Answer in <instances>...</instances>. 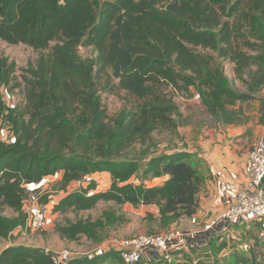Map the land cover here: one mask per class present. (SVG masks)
<instances>
[{
    "label": "trees",
    "instance_id": "obj_1",
    "mask_svg": "<svg viewBox=\"0 0 264 264\" xmlns=\"http://www.w3.org/2000/svg\"><path fill=\"white\" fill-rule=\"evenodd\" d=\"M250 37L259 56V68L240 79L248 92L232 88L223 60H243L241 39ZM0 40L23 44L39 52L37 66L27 82L32 85L24 105L8 106L1 85L10 84L16 64L0 58V119L7 117L13 140L0 141V239H8L27 221V186L62 172L64 191L54 213L94 209L99 202L155 206L149 220L169 228L199 209L201 179L193 156L185 151L153 156V133H179L188 124L172 100L149 104L153 112L142 121L122 110L108 120L101 104L95 73L111 69L119 86L139 99L167 82L194 87L207 111L223 124H243L236 107L254 99L264 87V0H0ZM92 48L95 57L79 50ZM216 49L218 56L201 50ZM33 89V90H32ZM35 90L39 93L34 94ZM264 105V100L261 101ZM182 121V123H180ZM140 145L142 158L133 155ZM109 172L110 187L71 189L87 174ZM169 176L161 185H148ZM136 181V182H135ZM99 186V185H98ZM50 194L40 198L47 205ZM129 222L114 209L55 223L66 241L86 237L101 243L111 228ZM72 258L68 264H98L118 253ZM232 264H264L262 255L234 254ZM264 258V255L262 256ZM121 260V259H120ZM0 264H53L43 248L11 245L0 253ZM156 264V263H149ZM229 264V263H226Z\"/></svg>",
    "mask_w": 264,
    "mask_h": 264
},
{
    "label": "rangeland",
    "instance_id": "obj_2",
    "mask_svg": "<svg viewBox=\"0 0 264 264\" xmlns=\"http://www.w3.org/2000/svg\"><path fill=\"white\" fill-rule=\"evenodd\" d=\"M242 42V56L243 60L238 63L236 61L226 59L223 60L224 72L227 76L232 88L239 92H248V86L240 79V73L246 77L249 70H256L259 68L257 61L252 59V56H259L254 46V42L250 37L241 39ZM201 52L218 56L216 49L201 50ZM82 57H95L96 53L92 48L84 46L79 50ZM39 52L23 44H9L0 40V58H7L9 63L16 64V71L10 78V84H2L1 90L3 98L10 108L16 105H24L27 100V94L31 92L32 85L27 82V78L31 76V69L37 66ZM264 71V63H263ZM95 83L98 94L101 97V104L106 108L108 120H113L120 111L126 110L132 113L134 120L142 121L149 117L153 112L149 104L162 103L163 100H172L175 102L183 113V118L178 120H188V124L196 120H218L211 115L206 107L201 102L200 93L194 87L185 86L179 82L178 86H173L167 82L156 86L152 90V94L145 99H139L135 95L127 92L119 86V80L112 74L111 69H106L102 72L95 73ZM33 90V89H32ZM34 94L39 91L35 90ZM254 99L245 103H238L236 107L243 110V116L247 120L245 122L251 123L253 129H264V105L261 103L264 100V87L253 93ZM182 123V121H180ZM187 125V124H186ZM185 125H181L183 127ZM261 134V132H260ZM13 140V134L10 130L9 120L7 117L0 119V141L9 142ZM181 136L179 133H171L168 130H157L153 133V142L149 145L150 154L145 156V160L158 155L169 154L181 149ZM140 145L136 147L133 155L142 158V150ZM110 174V173H109ZM97 174L95 184L99 191H105L109 186L105 183L112 180L111 174ZM111 176V177H109ZM62 178V172L53 176L46 177L38 184L27 186V198L29 202L38 201L45 194H50L51 198L60 200L63 196L62 191L59 190V182ZM136 182V181H135ZM149 182H147L148 184ZM88 187V186H87ZM76 188L75 184H71V189ZM57 201V200H56ZM56 204V203H55ZM54 205H49L48 218L46 227L43 230L22 235L14 232L12 237L8 239H0V253L11 245H25L33 248H43L44 250L56 254L63 250L71 251L72 258H91L96 254H106L108 252H116L114 249V242L123 238H128L137 234H160L173 228L181 229L180 227L162 228L158 221L149 220L146 207H135L129 203L117 204L115 202H99L98 205L91 210L73 212L68 211L65 214L54 213ZM114 209L119 214H124L129 222L117 225L110 229L109 236L101 243H94L86 237H81L77 241H66L60 238L59 234L54 230L55 223L66 222L67 220H76L80 217L91 216L93 219L100 217L104 210ZM0 214L13 215L10 209H0ZM174 226V225H173ZM257 242V241H256ZM259 247V248H258ZM259 255H264V247L255 243L252 247ZM241 249H238V252ZM117 253V252H116ZM115 253V255H117ZM261 256L262 259H264ZM226 258V259H224ZM220 259V260H219ZM213 257L211 254H205L203 250L198 248L192 249L189 253H180L174 264H226L227 257ZM98 264H122L120 259L111 257Z\"/></svg>",
    "mask_w": 264,
    "mask_h": 264
},
{
    "label": "crops",
    "instance_id": "obj_3",
    "mask_svg": "<svg viewBox=\"0 0 264 264\" xmlns=\"http://www.w3.org/2000/svg\"><path fill=\"white\" fill-rule=\"evenodd\" d=\"M263 133L264 129L251 128L250 122L223 124L219 120H196L179 127L182 148L169 154L185 151L193 156V161L198 165L201 189L198 194L197 213L182 219L172 227L202 230L206 223L219 216L228 202L235 198L246 184L247 153ZM94 176L96 178L97 174ZM168 178L169 176L155 178L149 181L148 185H161ZM111 182L112 180L105 184L110 187ZM144 207L154 214L158 212L155 206ZM212 237L210 245L198 250H203L205 254H211L218 259L227 257L225 261L232 264L234 254L250 256L255 243L264 247V223L237 224L233 226L230 234L214 232ZM238 249L241 251L238 252Z\"/></svg>",
    "mask_w": 264,
    "mask_h": 264
},
{
    "label": "built area",
    "instance_id": "obj_4",
    "mask_svg": "<svg viewBox=\"0 0 264 264\" xmlns=\"http://www.w3.org/2000/svg\"><path fill=\"white\" fill-rule=\"evenodd\" d=\"M247 182L235 198L214 219L205 224L202 230L173 228L160 234H137L115 241L114 249L122 264H174L180 253L210 245L214 232L230 234L237 224L264 223V133L252 144L247 153ZM96 181L93 174H87L74 184L77 188L87 187ZM64 194V191H62ZM38 201H25L24 210L27 221L18 233L27 235L46 227L49 205ZM48 252V251H47ZM53 264H68L72 259L71 251L63 250L52 254Z\"/></svg>",
    "mask_w": 264,
    "mask_h": 264
}]
</instances>
